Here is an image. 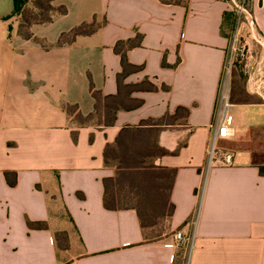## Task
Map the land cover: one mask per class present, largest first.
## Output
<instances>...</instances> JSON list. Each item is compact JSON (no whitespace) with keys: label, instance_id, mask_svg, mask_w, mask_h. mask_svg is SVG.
I'll return each mask as SVG.
<instances>
[{"label":"crops","instance_id":"0c3cea01","mask_svg":"<svg viewBox=\"0 0 264 264\" xmlns=\"http://www.w3.org/2000/svg\"><path fill=\"white\" fill-rule=\"evenodd\" d=\"M56 4L67 14L31 27L42 42L18 35V16L5 19L13 0L7 9L0 5V264H264V174L253 151L222 147L244 140L241 116L249 126L264 124V103L232 102L235 136L219 141L208 167L231 2ZM250 6L264 41V0ZM93 19L99 24L94 33L57 44L62 33ZM137 35L141 44L126 56L142 69L124 83L148 79L158 89L133 92L142 104L118 111L110 126L72 123L62 104L92 113L91 82L115 95L122 72L115 45ZM257 69L253 78L263 84L264 54ZM254 92L264 97V87ZM180 107L186 116L156 124ZM144 122L159 128L153 144L166 151L151 160L153 169L173 174L159 183L162 193L151 194V208L173 211L165 229L148 239L135 209L104 204V180L114 175L105 165V147L122 128ZM223 151L233 154L231 164L221 162Z\"/></svg>","mask_w":264,"mask_h":264},{"label":"trees","instance_id":"16d2710c","mask_svg":"<svg viewBox=\"0 0 264 264\" xmlns=\"http://www.w3.org/2000/svg\"><path fill=\"white\" fill-rule=\"evenodd\" d=\"M57 0H13V11L5 19L13 16L19 17L18 35L25 40L42 42L36 38L31 27L37 24L51 23L55 17L67 14V7L56 4ZM167 4H180L184 0H160ZM228 22L231 29L235 24L232 12L225 14L224 22ZM99 27L95 19L87 23L83 22L68 32L62 33L57 44L64 45L73 42L78 36L91 35ZM141 35L128 41H119L115 45V52L121 56L122 72L117 76L118 91L115 95H104L96 90L90 83V93L94 100V111L83 115L77 105L62 104V109L67 113L72 123L77 126L97 124L110 126L114 123L116 114L120 110H132L142 104L141 100L131 95L135 91H155L158 89L152 82L145 79L138 84H125V77L131 72L142 69L128 62L126 50L141 44ZM163 88H166L163 86ZM188 110L178 108L174 115H167L156 124L170 121L179 115H187ZM151 125V123H149ZM159 128H151L147 122L138 127L122 128L115 140L108 143L104 150L105 165L113 168L114 175L104 180V204L107 209L121 210L133 208L138 214L141 229L146 239L162 231L159 224L169 218L173 208H151V194L162 193L164 186L159 184L163 178L168 181L173 174L157 172L153 169L151 160L166 151L155 147L153 140L156 139ZM259 169L264 174V164ZM7 177H9L7 175ZM159 229V230H158ZM155 232L151 233L150 232Z\"/></svg>","mask_w":264,"mask_h":264},{"label":"rangeland","instance_id":"374dc122","mask_svg":"<svg viewBox=\"0 0 264 264\" xmlns=\"http://www.w3.org/2000/svg\"><path fill=\"white\" fill-rule=\"evenodd\" d=\"M10 1L11 0H0L1 9H7ZM244 1L245 6L250 10L251 0ZM223 32L228 35L230 40L229 42H232V40L236 39V48H241L243 50L242 52L234 53L232 56L233 62L231 64L230 70V92L232 102L235 105L236 103H264V97L254 92L256 89H263L264 83L262 84L261 81H259L261 80V78H253L255 72H257L258 70L257 66L261 63V54H264L261 45L253 36H251L249 30L244 25L239 26L238 23H236V20L231 29L229 28L228 22L226 21L223 25ZM228 56L230 57L229 49ZM226 66L228 70V63L226 64ZM261 84L263 86L262 88L260 86ZM253 85L254 88L251 89ZM258 114V112L252 113V115H255V117H257ZM239 122L241 124L240 129L244 135V140H237L236 142L231 141L223 144L222 147L231 152H236L239 150H251L255 154L254 161L257 164H264V124H256L255 122L249 126L247 125V118L245 119L242 116L239 118ZM219 148L220 145L218 144L217 149ZM164 221L165 220H163L162 223L159 224V229H165L166 226H164ZM151 233L155 232L152 231L149 233V235H151Z\"/></svg>","mask_w":264,"mask_h":264},{"label":"built area","instance_id":"2783aa9c","mask_svg":"<svg viewBox=\"0 0 264 264\" xmlns=\"http://www.w3.org/2000/svg\"><path fill=\"white\" fill-rule=\"evenodd\" d=\"M231 2V12L234 13V18L236 23L239 26H245L251 36H253L256 41L261 45L263 53H264V41L257 34L255 24L251 15V11L245 6V1H237V0H229ZM228 49L230 51V57L227 55L223 76L221 79L218 99H217V109L215 113V121H214V133L212 137V141L209 147L208 152V167L211 166L214 161L216 155L218 154L217 145L220 140H231L234 138L236 133L235 128V119L233 114L231 113V109L233 107V103L231 100V92H230V70L232 64V56L234 53L242 52L241 48H236V39L229 42ZM228 60V62H227ZM228 63V70L226 64ZM229 75V77H228ZM221 162L225 165H229L233 162V154L231 152L223 151L221 152ZM174 240L179 242L182 240V234L180 232L175 233Z\"/></svg>","mask_w":264,"mask_h":264}]
</instances>
